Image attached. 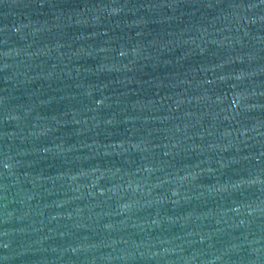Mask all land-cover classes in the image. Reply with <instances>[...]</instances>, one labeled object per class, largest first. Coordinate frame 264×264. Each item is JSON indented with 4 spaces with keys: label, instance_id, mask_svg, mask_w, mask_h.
<instances>
[{
    "label": "water",
    "instance_id": "1",
    "mask_svg": "<svg viewBox=\"0 0 264 264\" xmlns=\"http://www.w3.org/2000/svg\"><path fill=\"white\" fill-rule=\"evenodd\" d=\"M0 264H264V0H0Z\"/></svg>",
    "mask_w": 264,
    "mask_h": 264
}]
</instances>
